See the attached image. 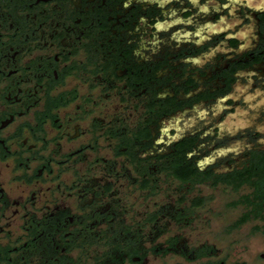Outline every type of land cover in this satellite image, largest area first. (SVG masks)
<instances>
[{
    "label": "flooded vegetation",
    "instance_id": "obj_1",
    "mask_svg": "<svg viewBox=\"0 0 264 264\" xmlns=\"http://www.w3.org/2000/svg\"><path fill=\"white\" fill-rule=\"evenodd\" d=\"M206 1L0 0V264H264V12Z\"/></svg>",
    "mask_w": 264,
    "mask_h": 264
},
{
    "label": "rangeland",
    "instance_id": "obj_2",
    "mask_svg": "<svg viewBox=\"0 0 264 264\" xmlns=\"http://www.w3.org/2000/svg\"><path fill=\"white\" fill-rule=\"evenodd\" d=\"M201 8L207 13L213 10L220 14V19L215 28L211 27L215 33L221 34L223 32L227 33L229 29L234 30L240 42L238 53L252 47L256 39V23L253 14L264 12V0H207L206 3L201 5ZM223 11L228 12L229 16L223 15ZM242 14L249 20H244ZM209 25L203 24L202 31L199 32L204 33ZM203 37H205L203 41H211L210 36L203 35ZM224 44V41H220L218 45H215L213 47L214 51L212 50V53H210L211 57L215 54L228 52L229 49L225 48ZM261 74L255 71L239 73L232 97L237 103L233 111L235 118L243 119L245 123H252L258 129H262L264 133V121L257 120L261 113H264V86H261L264 83V76ZM256 75L260 77L257 81L253 79ZM238 102H241V104L238 105ZM250 119L253 121H250ZM235 127H239L237 122Z\"/></svg>",
    "mask_w": 264,
    "mask_h": 264
}]
</instances>
